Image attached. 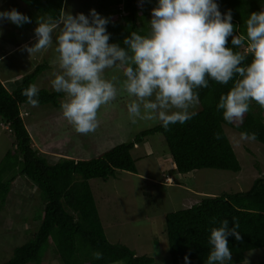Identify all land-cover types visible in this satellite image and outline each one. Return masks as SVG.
<instances>
[{"label": "trees", "instance_id": "obj_1", "mask_svg": "<svg viewBox=\"0 0 264 264\" xmlns=\"http://www.w3.org/2000/svg\"><path fill=\"white\" fill-rule=\"evenodd\" d=\"M35 10L43 20H55L66 7L67 0H18ZM96 3L94 9L112 21L108 31L110 43L123 46V39L132 31L147 34L151 9L156 0H87ZM220 9H231L233 24L246 36V20L250 13L264 7V0H218ZM229 38V47H231ZM247 54V48L238 49ZM251 61L249 54L248 61ZM38 66L23 76L21 84L9 92L0 81V118L13 134L14 144L0 163V211L5 208L11 188L18 178L32 182L40 194L43 209L38 215L39 228L31 241L17 247L5 264H41L52 241L62 264H155V260L137 253L125 245L108 241L89 181L114 178L117 171L137 173L132 152L155 134H162L170 157L180 175L212 169L239 173L241 165L224 127L238 133H255L256 142L264 145V108L252 102L243 123L236 127L223 120L216 111L221 95L233 86L209 82V87L198 89L201 110L185 124L161 125L141 132L133 141L116 146L98 158L75 160L62 158L50 163L32 146L31 137L21 117L20 107L29 105L21 91L35 84L45 71ZM63 93L41 89L39 106L59 107ZM31 106V105H29ZM219 133L220 139H215ZM224 219L238 225L241 240L229 237L232 252L230 264H243L245 254L264 248V177L257 178L244 193L206 197L191 208L170 213L165 218L170 261L184 264L190 253L191 264H204L210 250V229L219 227ZM216 223L213 224L212 221ZM101 259H96V254ZM264 264V263H259Z\"/></svg>", "mask_w": 264, "mask_h": 264}, {"label": "clouds", "instance_id": "obj_2", "mask_svg": "<svg viewBox=\"0 0 264 264\" xmlns=\"http://www.w3.org/2000/svg\"><path fill=\"white\" fill-rule=\"evenodd\" d=\"M145 2L140 0V6ZM150 15L147 34L132 31L124 37L123 46L110 43L112 21L94 8L88 14L75 15L62 9L54 21H36V42L22 45L20 51L32 57L55 43L61 73L54 75L51 86L64 94L62 115L76 133H94L100 124L99 110L114 101L121 89L134 98L127 105L131 123L156 120L166 131L196 115L198 89L208 88L210 81L233 82L216 104V111H222L228 124L239 127L253 101L264 108V7L249 14L246 36L235 34L238 26L233 24L232 11L222 12L218 0H156ZM4 22L20 28L32 20L13 8L0 11V24ZM245 46L247 54L238 51ZM249 54L251 61L247 62ZM114 68L123 73L121 89L105 78L106 70ZM39 92L37 85L30 84L21 95L29 105L38 107ZM220 138L217 133L215 139ZM256 139L255 133L240 134L241 141ZM172 180L168 177L166 182ZM233 224L229 227V220L224 219L219 227L210 229V250L204 264H230L229 237L241 240L234 220ZM101 258L97 253L96 259ZM184 264H191L190 253L184 256Z\"/></svg>", "mask_w": 264, "mask_h": 264}, {"label": "rangeland", "instance_id": "obj_3", "mask_svg": "<svg viewBox=\"0 0 264 264\" xmlns=\"http://www.w3.org/2000/svg\"><path fill=\"white\" fill-rule=\"evenodd\" d=\"M95 5L87 0H67L64 10L74 15L80 12L88 14ZM13 8L28 15L32 23L20 28L7 22L0 24V38L3 35L6 41L18 47L16 51L6 47L0 49L4 55L7 51L6 56H9L0 57L4 59L0 60V74L25 76L44 65L46 69L36 85L40 90L55 92L51 80L55 74L61 73L55 43L32 57L27 52H21L22 45L36 42L34 29L37 20L34 16L39 14L18 0H0V11ZM58 34L59 29L54 32V41ZM105 78L113 80L121 89L124 79L121 70L108 69ZM4 83L9 87L8 82ZM132 99L122 89L119 90L116 99L99 110L98 129L87 135L76 133L63 118L60 105L65 96L60 100L59 107L50 104L23 106L22 119L33 148L50 163L55 164L62 158L89 160L160 125L156 120L131 123L127 105ZM200 110V104L193 109L195 112ZM224 130L240 162L239 173L203 169L187 176L178 175L164 136L155 134L132 152L137 162V173L117 171L115 177L107 181H89L108 241L125 245L138 256L151 257L155 264H172L165 223L168 214L191 208L206 197L247 192L257 178L264 177V145L256 141H241L240 133L229 127H224ZM13 144V134L0 118V163ZM168 177L173 179L171 183L166 182ZM42 209L36 186L25 178H18L5 208L0 211V264H5L12 257L15 248L33 239L40 226L38 215ZM259 263H264V248L245 254L243 264ZM41 264H62L52 241Z\"/></svg>", "mask_w": 264, "mask_h": 264}, {"label": "crops", "instance_id": "obj_4", "mask_svg": "<svg viewBox=\"0 0 264 264\" xmlns=\"http://www.w3.org/2000/svg\"><path fill=\"white\" fill-rule=\"evenodd\" d=\"M34 18H35V20H38V19H41L40 17H38V16H34ZM4 36L2 35L1 36V38H0V49H2V48H4V47H6V49H12V50H14V51H16L17 50V46H15L14 44H12V43H10V42H8V41H6L4 38H3ZM10 43V44H9ZM12 44V45H11ZM5 50V49H4ZM7 55V51H6V53H5V55L3 54V51L2 50H0V57L1 58H5V57H9V56H6ZM0 60H4V59H0ZM22 78H23V76H19V77H17V76H9V77H7V74H0V81L4 84V86H5V81H6V83H7V85L9 86V87H6V89L9 91V92H13L20 84H21V82H22ZM4 80V81H3ZM11 89V90H10Z\"/></svg>", "mask_w": 264, "mask_h": 264}]
</instances>
